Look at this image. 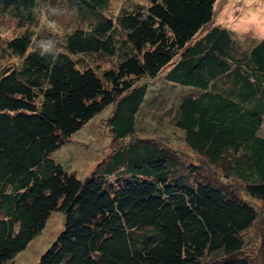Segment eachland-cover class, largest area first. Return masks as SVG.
Here are the masks:
<instances>
[{"label": "trees", "instance_id": "16d2710c", "mask_svg": "<svg viewBox=\"0 0 264 264\" xmlns=\"http://www.w3.org/2000/svg\"><path fill=\"white\" fill-rule=\"evenodd\" d=\"M51 1L0 0V18L25 28L3 47L19 62L0 70V264L54 212L62 229L34 264H255L244 234L262 216L252 200L264 206V38L245 48L205 29L217 0L132 1L115 16L112 0H63L75 25L43 41L33 31ZM84 55L115 62L98 71ZM163 71L180 88L178 139L241 195L138 136L140 81ZM109 107L119 146L80 179L53 153ZM259 247L264 264V236Z\"/></svg>", "mask_w": 264, "mask_h": 264}, {"label": "rangeland", "instance_id": "374dc122", "mask_svg": "<svg viewBox=\"0 0 264 264\" xmlns=\"http://www.w3.org/2000/svg\"><path fill=\"white\" fill-rule=\"evenodd\" d=\"M132 1L140 3L145 0H112L109 14L115 16L122 7H128ZM73 25L75 20L72 13L65 8L63 0L51 1L50 7L42 11L39 24L34 27V35L38 34L41 40L52 37L59 39ZM221 25L233 30L243 47H247L253 40L264 38V0H217L214 7V18L211 24ZM21 28L10 18H0V70L3 67L18 63L19 59L3 51L6 40L21 34ZM30 30V28H29ZM202 34V33H201ZM80 65H92L96 70L102 71L113 66L114 58L84 55L74 56ZM164 71L154 80L142 79L149 91L146 101L138 114L137 133L140 137L153 139L157 144H165L173 152H177L187 164L196 163L201 166L200 172L207 174L215 180L223 182L228 189H234L242 194V187L234 180L222 179L221 172H215L212 167L199 159L188 149L172 126V119L178 103L180 88L166 83L163 79ZM111 107L94 117L86 126L75 133L69 142L53 153V158L67 171L73 172L82 179L96 169L103 160L109 158L119 146L110 132L107 120ZM264 135V125L261 130ZM128 142V139L123 140ZM252 203L261 213V218L245 234V253L253 257L255 264L263 262L258 256L259 246L264 236V206L252 200ZM63 214L54 212L49 217L44 229L29 243L27 248L20 252L12 264H34L43 252L56 238L63 225Z\"/></svg>", "mask_w": 264, "mask_h": 264}]
</instances>
